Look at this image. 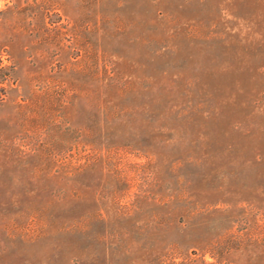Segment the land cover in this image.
Masks as SVG:
<instances>
[{
    "label": "rangeland",
    "instance_id": "374dc122",
    "mask_svg": "<svg viewBox=\"0 0 264 264\" xmlns=\"http://www.w3.org/2000/svg\"><path fill=\"white\" fill-rule=\"evenodd\" d=\"M0 264H264V0H0Z\"/></svg>",
    "mask_w": 264,
    "mask_h": 264
},
{
    "label": "trees",
    "instance_id": "16d2710c",
    "mask_svg": "<svg viewBox=\"0 0 264 264\" xmlns=\"http://www.w3.org/2000/svg\"><path fill=\"white\" fill-rule=\"evenodd\" d=\"M3 70H4V68L2 66H0V71H3ZM5 75L6 74H3V76H0V83L5 81Z\"/></svg>",
    "mask_w": 264,
    "mask_h": 264
}]
</instances>
